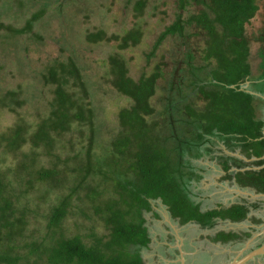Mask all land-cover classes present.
Masks as SVG:
<instances>
[{
    "label": "trees",
    "instance_id": "obj_1",
    "mask_svg": "<svg viewBox=\"0 0 264 264\" xmlns=\"http://www.w3.org/2000/svg\"><path fill=\"white\" fill-rule=\"evenodd\" d=\"M262 2L175 0V20L150 44L137 78L123 51L142 42L143 26L136 20L124 34L110 36L118 48L108 56L104 79L129 100L110 124L99 119L102 96L77 59L52 60L41 73L43 96L52 95L49 112L37 122L18 112L14 125L0 132L1 151L18 159L0 165V264H144L146 214L161 216L157 200L182 222L203 227L214 226L217 216L246 219L245 203L202 211L197 197L204 176L194 160L221 152L220 143L240 149L255 159L213 156L223 159V177L264 192V25L253 35L247 31ZM133 7L141 16L147 4L135 0ZM105 35L102 29L87 39ZM171 37L178 40L166 47ZM253 41L261 44L256 79ZM248 80L253 84L246 87ZM19 93H6L17 109L25 102ZM248 166L260 168L242 170ZM31 216L45 217L43 230L30 229ZM72 216L80 217L75 232L65 225ZM239 237L222 231L216 239Z\"/></svg>",
    "mask_w": 264,
    "mask_h": 264
},
{
    "label": "rangeland",
    "instance_id": "obj_2",
    "mask_svg": "<svg viewBox=\"0 0 264 264\" xmlns=\"http://www.w3.org/2000/svg\"><path fill=\"white\" fill-rule=\"evenodd\" d=\"M129 1L130 3L128 0H0V132L14 125L18 112L25 115L31 122H37L38 116L40 119L49 112L48 101L52 95L46 92V96H43L45 88L44 82L41 81V73L46 71V67L52 60L66 59L69 56L77 59L92 89L97 92V96H102L96 101L99 119L107 124L115 121L118 111L123 105H127L129 100L117 96L118 94H115L111 86L105 82L104 74L108 56L118 48L117 42L108 38L115 34H124L125 30L127 31L136 20L143 26L145 36L142 42L123 51L129 59L131 74L137 78L146 67L145 52L150 48V44L176 17L175 0H145L147 7L141 16H137L139 13L136 14L134 11L135 0ZM30 19L31 22L27 24ZM29 24L31 29L26 27ZM263 25L264 5L262 2L258 15L247 25V31L253 35ZM102 29L106 32V38L98 42L87 39V33ZM177 40L176 37H171L166 47L172 48ZM260 47L261 44L258 41H253L252 79L261 75V57L258 54ZM152 64L148 69H151ZM248 85L250 83L245 86L248 87ZM261 87H264L263 83ZM10 89L20 91L19 98L22 100L25 98V102L20 105L21 107L18 105V109L10 98H6V93ZM12 107H15V111L11 109ZM25 148H28V145ZM217 148L220 149L219 146ZM4 153L0 149V159L4 158L0 162L1 166L8 168L17 163V158ZM41 160L43 163H48L45 158ZM194 163L202 168H209L210 164H213L208 156L194 160ZM214 169L216 167L209 174L212 178L209 181L211 184L221 179V176L217 177L219 171ZM218 190L219 188L212 184L211 188L203 193L206 195H209L211 191L214 193L212 199L208 200L209 202L212 200L213 204L217 202L216 198L223 195L230 198L231 196L236 197L235 194H230L231 196L228 193L221 194ZM161 210L164 211V208ZM146 216L149 219L155 215L153 211H150ZM78 218L80 219L79 216H72L65 223L73 232L76 231L74 222ZM148 223L152 221L149 220ZM45 225V217L31 216L29 227L32 231L34 229L43 230ZM149 225L152 228L159 226L158 223ZM225 227L229 228L230 224ZM191 228L188 227V229ZM232 228L237 229L238 227L234 224ZM191 232L192 230H189V233ZM248 236L244 237L245 241L250 239ZM259 240L262 239L256 240L254 246L260 243ZM238 243L223 244L221 250L208 248L205 243V248L201 249L202 255L197 260L201 262L200 264H207L208 250L212 258L217 259L216 261L214 259L215 264H229L237 256V246L240 244ZM163 251L164 248L161 245H155L153 249L143 251L146 264H155V254ZM193 251L189 250L188 255L193 254ZM185 261L183 264L186 263ZM194 262L195 260H190L189 264H194Z\"/></svg>",
    "mask_w": 264,
    "mask_h": 264
},
{
    "label": "flooded vegetation",
    "instance_id": "obj_3",
    "mask_svg": "<svg viewBox=\"0 0 264 264\" xmlns=\"http://www.w3.org/2000/svg\"><path fill=\"white\" fill-rule=\"evenodd\" d=\"M253 80H248L246 84L250 83V85L253 84L252 82ZM252 82V83H251ZM248 85V87L250 86ZM254 87V86H253ZM255 88V87H254ZM252 92H254L255 94L259 95L260 92L257 89H251ZM264 131V130H263ZM218 140V139H217ZM221 143L219 144V147L222 148V152L225 155H229V157H238L239 158H243V159H247V161H253L255 158H247L246 156H244L241 153L240 149H237L236 151H230L228 148H223ZM226 147V146H225ZM218 151H215L214 154L211 155H203L202 158H205L206 156H208V159L211 160V162H213V164H210V167L215 168V167H220L222 168L224 173L219 174L217 177L219 178V176H221L219 181L225 182V181H230L229 179L224 178V174H226V171L223 168V159L218 158V157H213L214 155L220 154ZM201 158V159H202ZM230 160V159H229ZM201 168L200 172L201 174H203V179L204 178H208L211 179V177L209 176V174L207 173V167L202 168L201 166H199ZM211 168V169H212ZM251 169V168H255L258 169L260 167H254V166H248L246 168H242V170L244 169ZM219 170V169H218ZM231 171H237L239 170V168L236 167H232L230 169ZM207 176V177H206ZM202 179V181H203ZM202 181L200 183L199 186H201ZM237 181H235V179H233V184H236ZM240 186V185H239ZM247 188H249V198L251 199V201L254 203L253 199H258L261 200L262 196H264V192H260L258 191L254 186H248ZM210 189V188H209ZM208 189V190H209ZM240 189L243 190L245 189L244 187L240 186ZM255 193V195H253L252 192ZM204 189H202L201 186V195L197 197L198 201L203 200L202 204H201V209L202 211H206L208 209H213V208H230L232 207L233 204L238 203V200H233L232 196L231 198L229 196H221L219 198H216L217 202L215 204H213L212 200L209 202V199H212V196L214 195V193L211 191L209 193V195H206ZM255 198H253V197ZM204 198V199H203ZM253 198V199H252ZM249 199V200H250ZM157 204H154L153 207L155 209V211L159 212L161 216H153V218H147V226H148V231H149V236H150V242L149 245L147 247H142L140 249L142 256H143V260H144V264H146V260H145V256H144V252L145 250H151L155 247V245H161V247L164 248V251L162 253H156L155 254V264H183V261L186 260L185 264H189L190 260H195L194 264H200L201 262L197 260V258L200 259V255H202V248H205L204 244L206 243L208 248H212V249H220L221 250V246L223 244H232L235 245L238 243V241L242 240V242L245 240L244 237H246L247 235H249L248 237H251V231L248 228H232V225L236 224V223H244L249 221L250 219H252V216H247L246 219H244L243 221H233L231 219H223V218H219L218 216L215 217L217 223L212 226V227H203L201 226V224L199 222H196L195 220H190L188 222H182L181 218L179 216H173L168 209H164L168 212V216H165V212L163 210H161V205L163 206V204L161 203L160 200H157ZM151 220L152 223H148V221ZM158 223L159 226L158 227H154L152 228L149 224H156ZM230 224V227H225V225ZM188 227H192L191 229H188ZM189 230H192L191 233H189ZM222 231L225 232H234V233H238L240 235L239 238L230 240L228 243H225L221 240H217V236L220 235V233ZM256 231V230H255ZM264 246V242H261L259 247ZM256 248V247H255ZM255 248L252 250L254 251ZM257 249V248H256ZM189 250H194L193 254H189ZM201 250V252H200ZM208 261L207 264H215V261L217 259L212 258L211 256V252L208 251ZM210 252V253H209ZM259 255V254H257ZM260 256V255H259ZM258 256V257H259ZM184 258V259H183ZM249 261V260H248ZM233 261H231L230 263H232ZM203 263V262H202ZM229 263V264H230ZM245 264V263H244ZM247 264H253L252 261L248 262Z\"/></svg>",
    "mask_w": 264,
    "mask_h": 264
},
{
    "label": "crops",
    "instance_id": "obj_4",
    "mask_svg": "<svg viewBox=\"0 0 264 264\" xmlns=\"http://www.w3.org/2000/svg\"><path fill=\"white\" fill-rule=\"evenodd\" d=\"M239 157V156H238ZM241 158V157H240ZM247 160V159H246ZM205 168V167H204ZM211 167L204 169L207 170V173L209 174L211 172L210 169ZM219 168V170H218ZM216 171H219V174L224 173L222 168L220 167H216V169H214ZM222 175V174H221ZM207 177V176H206ZM212 179V178H211ZM211 179L208 178H204L202 183H203V189L204 190H208L209 188H211L212 184L216 185V187L219 188L218 192L221 194H231L234 193L235 194V200H238L237 204H247L250 207L249 213L247 216H252V219H250L247 222L244 223H236V227L238 228H248L251 231V237H249V240H244L243 242H239V246H237V251H236V258L235 259H239L241 257H244L246 254L250 253L255 247L258 249L257 246L260 245L261 242H264V196H262L261 200L253 199L254 203L251 201V199L249 198L250 193L247 192L246 189H243L242 191H237L236 188L239 186V184H232V182L230 181H217V182H213L212 184L209 182ZM201 188V186H200ZM235 189V190H234ZM234 190V191H232ZM252 192V191H251ZM253 195H255L254 192H252ZM250 199V200H249ZM160 214V213H159ZM242 225H244V227H241ZM256 230V231H255ZM258 239H262L259 240V244L257 246H254V243L256 240ZM255 248V250H256ZM260 255V256H259ZM259 255H254L253 258H251L249 261H253V264H264V252H260ZM259 256V257H258ZM249 261H247L245 264H247Z\"/></svg>",
    "mask_w": 264,
    "mask_h": 264
},
{
    "label": "water",
    "instance_id": "obj_5",
    "mask_svg": "<svg viewBox=\"0 0 264 264\" xmlns=\"http://www.w3.org/2000/svg\"><path fill=\"white\" fill-rule=\"evenodd\" d=\"M237 191H242L240 188L236 189ZM249 193V192H248ZM260 252H264V246L259 247L258 249L251 251L250 253L246 254L244 257H241L239 259H235L232 263L230 264H244L251 258H253L254 255L259 254ZM184 259V258H183Z\"/></svg>",
    "mask_w": 264,
    "mask_h": 264
},
{
    "label": "clouds",
    "instance_id": "obj_6",
    "mask_svg": "<svg viewBox=\"0 0 264 264\" xmlns=\"http://www.w3.org/2000/svg\"><path fill=\"white\" fill-rule=\"evenodd\" d=\"M237 188H240V186H238ZM236 188V189H237ZM246 190H247V192H249V188H245ZM235 190V189H234ZM234 190H232V191H234ZM231 194H234V193H231ZM233 200H235V197L233 198ZM161 201V200H160ZM160 208H164V209H168V206H166V205H161V207ZM164 212H165V216H168L167 214H168V212L166 211V210H164Z\"/></svg>",
    "mask_w": 264,
    "mask_h": 264
}]
</instances>
